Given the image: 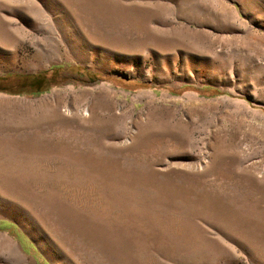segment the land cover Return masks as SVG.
Listing matches in <instances>:
<instances>
[{
  "label": "rangeland",
  "instance_id": "rangeland-1",
  "mask_svg": "<svg viewBox=\"0 0 264 264\" xmlns=\"http://www.w3.org/2000/svg\"><path fill=\"white\" fill-rule=\"evenodd\" d=\"M0 264H264V0H0Z\"/></svg>",
  "mask_w": 264,
  "mask_h": 264
},
{
  "label": "trees",
  "instance_id": "trees-1",
  "mask_svg": "<svg viewBox=\"0 0 264 264\" xmlns=\"http://www.w3.org/2000/svg\"><path fill=\"white\" fill-rule=\"evenodd\" d=\"M42 80H43V79H42L41 76L34 77L33 80H31L29 84H30L31 86H34V87L37 88V86H40V85H41L40 82H42Z\"/></svg>",
  "mask_w": 264,
  "mask_h": 264
}]
</instances>
